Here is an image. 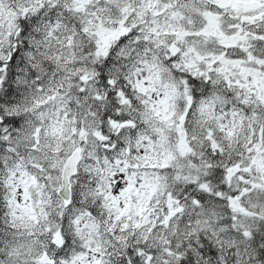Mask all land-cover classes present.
Masks as SVG:
<instances>
[{"label": "snow or ice", "instance_id": "obj_1", "mask_svg": "<svg viewBox=\"0 0 264 264\" xmlns=\"http://www.w3.org/2000/svg\"><path fill=\"white\" fill-rule=\"evenodd\" d=\"M0 264H264V0H0Z\"/></svg>", "mask_w": 264, "mask_h": 264}]
</instances>
